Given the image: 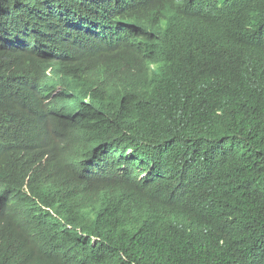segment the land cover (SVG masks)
I'll use <instances>...</instances> for the list:
<instances>
[{
  "label": "trees",
  "instance_id": "trees-1",
  "mask_svg": "<svg viewBox=\"0 0 264 264\" xmlns=\"http://www.w3.org/2000/svg\"><path fill=\"white\" fill-rule=\"evenodd\" d=\"M0 0V264H264V0Z\"/></svg>",
  "mask_w": 264,
  "mask_h": 264
},
{
  "label": "clouds",
  "instance_id": "clouds-1",
  "mask_svg": "<svg viewBox=\"0 0 264 264\" xmlns=\"http://www.w3.org/2000/svg\"><path fill=\"white\" fill-rule=\"evenodd\" d=\"M210 2L226 22L250 24L254 19V8L260 6L262 0H210Z\"/></svg>",
  "mask_w": 264,
  "mask_h": 264
}]
</instances>
